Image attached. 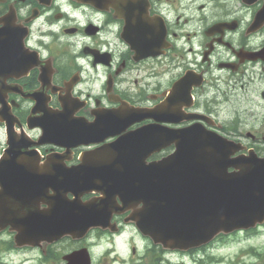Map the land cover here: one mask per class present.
Returning <instances> with one entry per match:
<instances>
[{"label": "flooded vegetation", "instance_id": "obj_1", "mask_svg": "<svg viewBox=\"0 0 264 264\" xmlns=\"http://www.w3.org/2000/svg\"><path fill=\"white\" fill-rule=\"evenodd\" d=\"M211 1L214 11L206 19L198 17L199 26L196 18L197 25L191 29L186 24L191 15H187L194 10L195 0H0V119L5 114L24 129L29 116H42L46 129L56 132L50 136L51 142L38 146L37 179L27 192L16 193V199L7 201L11 205L0 203V264H27V257L18 262L5 257L8 261H3L5 254L22 250L32 252L33 264H75L66 257L84 247L90 254L89 264H264V240L249 248L243 245L245 254L240 247L222 252L240 244L235 241L239 234L264 233V222L253 229L218 234L204 245L172 247L128 220L130 209H141V204L68 207L66 201L72 195L57 179L58 168L48 164L46 171L41 167L50 154L58 156L52 159L53 165L67 167L81 165L80 156L91 152L93 158L84 159L90 165L83 169L93 181L122 179L129 173L123 165L124 150H112L108 158H94V152L119 135L150 123L164 129L196 126L218 131L259 148L264 143V135L258 134L262 131L242 135L235 121L230 123L221 116L229 109L239 114L243 101L264 100V52L256 54L264 49V26L247 33L252 16L244 21L224 0ZM251 6L257 9L259 3ZM137 43L144 47L138 48ZM148 52L156 55L143 56ZM134 108L170 120L143 118L100 142L74 144L94 139L95 119L111 116L108 120L121 124L118 118H130ZM253 110H257L254 104L246 111ZM90 123L92 132L87 134ZM16 124L11 134L21 129ZM29 131L37 137L42 130L34 127ZM4 143L0 122V176L9 174L2 163L11 160L2 157ZM173 148L171 143L144 162L158 160ZM105 171L110 174L102 173ZM42 173L51 179L47 184L39 178ZM113 186L121 188L122 184ZM101 196L92 189L80 199L95 201ZM3 209L128 210L111 211L110 220L95 225L84 238L63 237L17 247L12 229L20 217L12 221L10 215L3 216Z\"/></svg>", "mask_w": 264, "mask_h": 264}, {"label": "water", "instance_id": "obj_2", "mask_svg": "<svg viewBox=\"0 0 264 264\" xmlns=\"http://www.w3.org/2000/svg\"><path fill=\"white\" fill-rule=\"evenodd\" d=\"M262 22L264 4L255 15L253 26ZM148 132V126L140 128L122 136L113 146L130 143L132 148L137 142L135 150H141L144 158L165 145L158 141L146 142L154 146L145 144L141 139ZM181 134L183 138L174 141L175 150L150 164L146 175L137 181L140 182L137 189H131L127 199L121 197L122 205L129 204L130 199L145 201L147 209H142L141 216L134 215L135 220L144 222L142 230L161 242L185 246L200 244L219 231L228 232L261 222L264 219V157L257 156L253 150L234 155L244 147L214 132L202 133L193 128ZM7 155L13 159L28 157L15 144ZM76 169L67 168L66 172L61 169L67 177V191L72 193L78 183L87 182L72 180ZM76 197L67 201L68 207L82 205ZM8 213L17 216L15 211L3 212V216ZM28 214L29 218L24 217L13 225L16 245L51 242L65 235L80 238L90 227L107 222L111 216L108 209H48ZM15 220L13 217L12 221ZM152 222L157 224L145 226ZM66 258L75 264L89 263L85 249Z\"/></svg>", "mask_w": 264, "mask_h": 264}, {"label": "rangeland", "instance_id": "obj_3", "mask_svg": "<svg viewBox=\"0 0 264 264\" xmlns=\"http://www.w3.org/2000/svg\"><path fill=\"white\" fill-rule=\"evenodd\" d=\"M179 1L185 2L186 0H179ZM223 2H226L225 3L226 6H233L235 8L234 10L231 11L234 13V15L237 18L242 19L244 21L250 18L252 11L250 7L243 6L242 4H240L238 0H224ZM202 4H203L202 8L200 9L197 8L199 5ZM163 6H165L164 3ZM214 7H215V2L211 0H195L194 10H192V12L187 15V17L189 15L191 16L189 17V20L187 21L186 24L189 25L191 29H195L197 24H195L194 20L197 18L196 20L199 26L200 23L198 21V17H203L204 19H206L205 16L207 15L209 17L210 14L214 11ZM263 35H264V31H263ZM252 104H254L257 110H253L251 112L246 111L247 109H251ZM240 108L241 110H239V114L237 112L235 114L232 112V109H229L221 116V118L226 121H229L230 123L235 121L238 127L242 130L243 132L242 135H244L246 131H251V132L262 131V133H258V134L264 135V100L252 99V103L249 101H243L242 104L240 105ZM261 153L264 154V143H262L261 145ZM238 236H239L238 239H235V241L240 242V244L250 243L254 245L255 243H258V241L264 240V233L262 232H260V234L257 236H255L253 233H247V234L243 233V234H239ZM239 245H233L231 249L226 248L222 252L223 253L234 252L235 250H237L236 247H238ZM32 255L33 254L31 251L22 250L18 252L7 253L4 255V257L13 258L14 262H18L22 258L27 257L26 258L27 264H33V261H31L32 259H30Z\"/></svg>", "mask_w": 264, "mask_h": 264}]
</instances>
